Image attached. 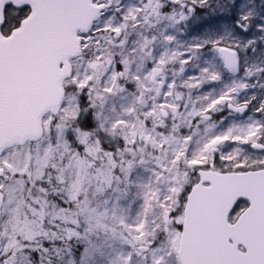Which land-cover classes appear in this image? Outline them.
<instances>
[{"label": "snow or ice", "instance_id": "obj_1", "mask_svg": "<svg viewBox=\"0 0 264 264\" xmlns=\"http://www.w3.org/2000/svg\"><path fill=\"white\" fill-rule=\"evenodd\" d=\"M0 264H264V0H0Z\"/></svg>", "mask_w": 264, "mask_h": 264}]
</instances>
